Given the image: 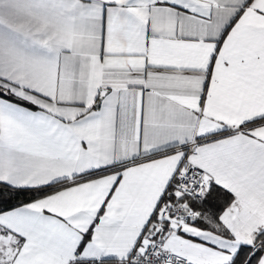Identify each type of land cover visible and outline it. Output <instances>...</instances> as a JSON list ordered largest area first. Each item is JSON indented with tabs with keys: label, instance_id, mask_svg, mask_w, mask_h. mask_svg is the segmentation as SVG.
I'll list each match as a JSON object with an SVG mask.
<instances>
[{
	"label": "snow or ice",
	"instance_id": "1",
	"mask_svg": "<svg viewBox=\"0 0 264 264\" xmlns=\"http://www.w3.org/2000/svg\"><path fill=\"white\" fill-rule=\"evenodd\" d=\"M0 264H264V0H0Z\"/></svg>",
	"mask_w": 264,
	"mask_h": 264
}]
</instances>
